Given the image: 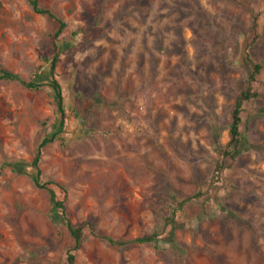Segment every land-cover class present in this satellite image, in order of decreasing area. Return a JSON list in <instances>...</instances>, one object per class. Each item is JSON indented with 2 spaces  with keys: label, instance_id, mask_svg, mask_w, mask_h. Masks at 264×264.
Listing matches in <instances>:
<instances>
[{
  "label": "rangeland",
  "instance_id": "374dc122",
  "mask_svg": "<svg viewBox=\"0 0 264 264\" xmlns=\"http://www.w3.org/2000/svg\"><path fill=\"white\" fill-rule=\"evenodd\" d=\"M62 17L56 69L66 133L43 150L40 169L66 190L74 225L134 240L161 232L159 249L118 250L88 234L76 264H264V70L242 115L243 152L213 182L234 103L247 88L250 49L264 62V0H41ZM56 24L28 0H0V66L45 80ZM77 33L76 36H72ZM51 91L0 83V164L29 165L46 132L59 131ZM0 264H67L72 241L49 220L46 191L27 175L0 179ZM179 199L168 241L164 218ZM154 204L158 211L146 208Z\"/></svg>",
  "mask_w": 264,
  "mask_h": 264
},
{
  "label": "trees",
  "instance_id": "16d2710c",
  "mask_svg": "<svg viewBox=\"0 0 264 264\" xmlns=\"http://www.w3.org/2000/svg\"><path fill=\"white\" fill-rule=\"evenodd\" d=\"M28 3L33 13L45 16L56 24L55 31L51 33L49 37L52 56L44 60V63L47 66V78L45 80L30 79L29 81H26L18 74L5 70L0 66V83H15L29 91H39L44 88L49 89L55 104L60 129L56 133L46 132L44 134L43 138L37 144L32 161L29 165L22 161L3 162L0 164V179L4 176L5 170H9L15 175H27L35 188L47 192L51 204V209L49 211L50 222L55 226L64 227L72 241V247L66 255L67 264H76L75 254L87 240L88 234L96 239L105 241L109 246L118 250H122L133 245L145 244L153 245L154 248L158 250V237L161 235V232L159 231H156L149 236L126 241L114 240L110 237L101 235L93 223L74 225L69 218L65 205V188L55 181L44 178L40 169L43 150L48 145L62 138L61 136L66 133V126L68 122V114L65 110V97L63 94L62 84L56 73L59 59L65 49L68 48L66 43L60 38L66 29V24L61 16L49 9L43 8L41 0H28ZM76 34L77 33H74L72 36L74 37ZM258 39L259 31L257 16L252 14L251 33L245 44L243 53V63L247 70V88L240 93L234 103L229 119L228 141L224 146H219V160L213 171V182L221 180L223 173L235 163L237 158L240 157L243 152L244 140L241 133L242 115L245 106L259 97V91L255 88V84L258 83V79L264 70V62H256L250 54V49L257 43ZM0 186L2 187L3 183L0 182ZM169 196L171 197L173 203L169 214L164 218V226L166 230H169V243L174 245L175 232L178 229L183 228V225H180L177 221L178 215L185 210L186 206L196 201L200 194L184 199H179L171 193H169ZM145 207L150 208L155 212L158 211L157 206L154 204H146Z\"/></svg>",
  "mask_w": 264,
  "mask_h": 264
}]
</instances>
